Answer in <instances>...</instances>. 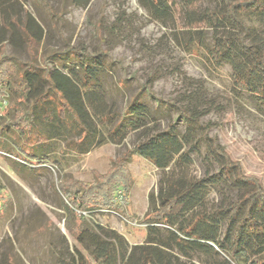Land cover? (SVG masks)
Returning <instances> with one entry per match:
<instances>
[{"label": "trees", "instance_id": "trees-1", "mask_svg": "<svg viewBox=\"0 0 264 264\" xmlns=\"http://www.w3.org/2000/svg\"><path fill=\"white\" fill-rule=\"evenodd\" d=\"M183 1L188 8L196 2ZM89 2L74 0L81 7ZM137 2L156 21L172 15L168 0ZM220 3L216 10L186 11L187 25L203 22L211 29L205 35L187 31V48L216 67L227 64L237 90L264 111V42L256 34L264 18V0ZM16 5L18 0H0V107L5 104L0 154L14 158L16 169L50 166L62 173L66 154L85 155L105 143H121L130 132L140 134L122 159L94 181L59 177L60 207L72 250L61 253L56 264H264V188L256 178L244 175L214 138L200 135L197 126L203 114L194 106L179 109L180 124L185 126L180 132L176 124L168 122L166 128L159 124L166 108L160 100L153 110L138 94L121 112L113 110L100 82L105 70L101 52L71 49L59 58L65 62L51 68L28 64L21 71L5 52V43L20 40L17 29L22 26L30 48L37 50L43 30L29 12L20 25ZM249 34L256 36L245 45L244 36ZM202 151L206 171L193 176L189 174L193 155ZM135 155L161 174L143 219L126 210L133 178L124 161ZM212 192L217 198L209 204ZM96 212L117 213L143 232V243L130 246L121 234L97 224Z\"/></svg>", "mask_w": 264, "mask_h": 264}, {"label": "rangeland", "instance_id": "rangeland-1", "mask_svg": "<svg viewBox=\"0 0 264 264\" xmlns=\"http://www.w3.org/2000/svg\"><path fill=\"white\" fill-rule=\"evenodd\" d=\"M168 1L171 17L156 21L137 0H90L85 7L74 0H18L14 8L21 10L20 25L24 24V13L29 12L43 30L42 41L37 50L30 48L20 26V40L7 42L3 48L21 71L28 64L51 68L65 62L59 58L71 49L105 54L100 82L108 106L121 112L133 96L141 94L154 110L160 100L166 108L159 124L162 128L168 122L176 124L180 132L185 126L180 124L179 109L194 106L203 114L197 126L200 135L214 138L229 160L264 188V111L253 98L237 90L227 64L216 67L187 48V31L209 34L211 29L203 22L187 25L186 11L216 10L221 0H196L189 8L183 0ZM256 32L264 42V18ZM255 36L245 35L244 44ZM4 106L0 107V126ZM139 138L138 132H130L119 144L105 143L81 156L66 154L62 173L50 166L44 170L16 169L11 162L14 158L0 154V264H56L61 253L71 251L72 241L60 207L59 177L94 181L122 159ZM5 145L10 147V141L5 140ZM203 151L193 155L189 174L201 176L206 171ZM124 165L133 178L126 210L143 219L161 174L137 155ZM216 196L211 193L209 204ZM93 219L121 234L130 246L143 243V232L127 225L117 213L106 216L96 212Z\"/></svg>", "mask_w": 264, "mask_h": 264}, {"label": "built area", "instance_id": "built-area-1", "mask_svg": "<svg viewBox=\"0 0 264 264\" xmlns=\"http://www.w3.org/2000/svg\"><path fill=\"white\" fill-rule=\"evenodd\" d=\"M1 207H2V202H1V196H0V209H1Z\"/></svg>", "mask_w": 264, "mask_h": 264}]
</instances>
